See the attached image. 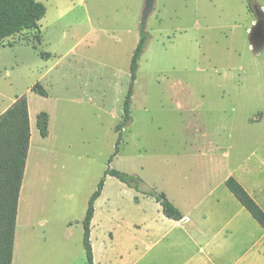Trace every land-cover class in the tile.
<instances>
[{"label":"rangeland","instance_id":"1","mask_svg":"<svg viewBox=\"0 0 264 264\" xmlns=\"http://www.w3.org/2000/svg\"><path fill=\"white\" fill-rule=\"evenodd\" d=\"M37 1L46 8L37 29L0 44V99L25 96L33 113L49 116L46 138L33 121L12 264H86L82 220L108 167L143 185L136 191L105 177L91 221L93 264H153L151 252L134 250L141 206L157 208L145 193L183 208L178 195L190 166L233 169L263 158L264 47L253 49L248 36L254 8L264 19V0H154L131 120L110 164L145 0ZM35 83L47 97L30 91Z\"/></svg>","mask_w":264,"mask_h":264},{"label":"crops","instance_id":"2","mask_svg":"<svg viewBox=\"0 0 264 264\" xmlns=\"http://www.w3.org/2000/svg\"><path fill=\"white\" fill-rule=\"evenodd\" d=\"M16 97L6 103L0 99V115L14 103ZM27 105L29 152L31 138L35 133L33 121L39 112L33 113L28 101ZM253 154L250 153V156ZM189 170L190 174L184 176L182 192L178 195V202L182 200L183 208L170 199L180 210V221L173 222L165 218L162 212L160 214L161 208L157 203L156 210L148 213V209H144L138 201L137 206H141V211L134 227L136 254L151 252L150 263L153 264H264V230L224 186L227 178H234L264 212V143L263 158L257 163L241 162L233 166V169L225 164H200L190 166ZM26 173L28 169L26 172L25 164L22 184ZM25 189L24 186L22 207L28 202ZM23 202L25 204L22 205ZM158 222L175 224L165 228L158 225ZM22 226L23 220L20 223L16 216L13 253L17 229L20 234Z\"/></svg>","mask_w":264,"mask_h":264},{"label":"trees","instance_id":"3","mask_svg":"<svg viewBox=\"0 0 264 264\" xmlns=\"http://www.w3.org/2000/svg\"><path fill=\"white\" fill-rule=\"evenodd\" d=\"M46 13L45 6L37 0H0V43L20 32L37 29L38 22ZM36 41L40 44L39 37ZM144 22L140 26V36L135 46L129 64L130 83L122 108V121L115 127L117 140L114 152L108 159L110 164L119 152L122 141V128L130 123V103L133 85L136 79L138 63L146 45ZM36 50V46H32ZM42 59H48L49 54L39 52ZM30 91L40 97H47L46 90L35 83ZM49 116L41 111L36 114L35 127L41 138L48 136ZM30 129L28 105L25 96L16 97L14 103L0 115V264H12L14 235L18 207L19 192L26 164L29 147ZM116 178L120 182L139 191L143 185L140 178L128 175L115 169L107 168L99 180L95 191L88 199L86 212L82 220V246L86 264H93V252L90 243L91 221L94 217V204L101 196L105 177ZM224 186L248 212L252 219L264 230V212L248 195L243 187L232 177L224 181ZM154 198L160 206L164 217L180 221V211L167 199L163 193H145ZM137 203V198L134 199Z\"/></svg>","mask_w":264,"mask_h":264},{"label":"water","instance_id":"4","mask_svg":"<svg viewBox=\"0 0 264 264\" xmlns=\"http://www.w3.org/2000/svg\"><path fill=\"white\" fill-rule=\"evenodd\" d=\"M154 0H145L144 9L141 16V23L146 20L150 12L152 11ZM254 12L257 16V21L251 29L248 40L253 49L264 47V19L262 12L259 8H254Z\"/></svg>","mask_w":264,"mask_h":264}]
</instances>
